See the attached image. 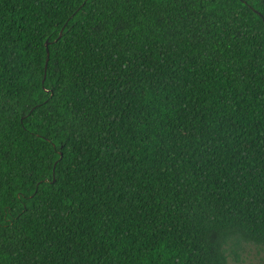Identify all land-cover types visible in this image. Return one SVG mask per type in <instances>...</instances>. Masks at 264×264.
Returning <instances> with one entry per match:
<instances>
[{
    "label": "trees",
    "instance_id": "1",
    "mask_svg": "<svg viewBox=\"0 0 264 264\" xmlns=\"http://www.w3.org/2000/svg\"><path fill=\"white\" fill-rule=\"evenodd\" d=\"M245 245L264 249V0H0V264Z\"/></svg>",
    "mask_w": 264,
    "mask_h": 264
},
{
    "label": "rangeland",
    "instance_id": "2",
    "mask_svg": "<svg viewBox=\"0 0 264 264\" xmlns=\"http://www.w3.org/2000/svg\"><path fill=\"white\" fill-rule=\"evenodd\" d=\"M239 260L231 258L228 264H264V249L254 245H245L240 251Z\"/></svg>",
    "mask_w": 264,
    "mask_h": 264
},
{
    "label": "water",
    "instance_id": "3",
    "mask_svg": "<svg viewBox=\"0 0 264 264\" xmlns=\"http://www.w3.org/2000/svg\"><path fill=\"white\" fill-rule=\"evenodd\" d=\"M47 46V45H46Z\"/></svg>",
    "mask_w": 264,
    "mask_h": 264
}]
</instances>
